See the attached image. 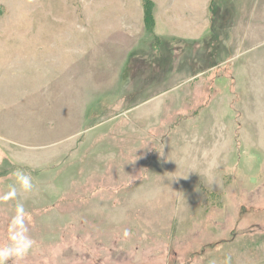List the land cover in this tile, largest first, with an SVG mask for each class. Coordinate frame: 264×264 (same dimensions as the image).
Instances as JSON below:
<instances>
[{
    "label": "rangeland",
    "instance_id": "rangeland-1",
    "mask_svg": "<svg viewBox=\"0 0 264 264\" xmlns=\"http://www.w3.org/2000/svg\"><path fill=\"white\" fill-rule=\"evenodd\" d=\"M0 42L18 264H264V0H0Z\"/></svg>",
    "mask_w": 264,
    "mask_h": 264
},
{
    "label": "clouds",
    "instance_id": "clouds-1",
    "mask_svg": "<svg viewBox=\"0 0 264 264\" xmlns=\"http://www.w3.org/2000/svg\"><path fill=\"white\" fill-rule=\"evenodd\" d=\"M15 182L8 186L2 199L5 201L16 199L18 193H27L33 190V183L30 174L17 170L14 173ZM27 213L24 204L18 202L8 224L7 242L0 245V264H18L32 249L34 241L28 234V224L26 222ZM129 233L125 231L124 235Z\"/></svg>",
    "mask_w": 264,
    "mask_h": 264
},
{
    "label": "crops",
    "instance_id": "crops-1",
    "mask_svg": "<svg viewBox=\"0 0 264 264\" xmlns=\"http://www.w3.org/2000/svg\"><path fill=\"white\" fill-rule=\"evenodd\" d=\"M206 5L204 7H206ZM190 17L193 18V16H190ZM192 20H194V18ZM59 40H61V39H59ZM0 44H1V42H0ZM53 44L54 45L55 44H62V41H59V42L55 41ZM50 49L59 51V52H61L60 54H62V51H63V53L65 52L64 49H63V46L62 47L61 46H58V47L57 46H55V47L52 46V47H50ZM1 52H2V47L0 45V83H1V75L3 76L4 73H5V72L3 73L4 66L6 68H8V73H10V74H13L14 70H16V67H14L13 63H11V62H8V63H6L4 65V63L1 61L2 60ZM27 67L30 68V69H35L36 67L39 68V69L42 68V69H44V71L46 73H48L47 75H58L59 73L62 72L61 69L66 67V64H64L61 61V59L54 60V61L49 60V61L43 62V64L40 63V62L39 63H35V60H34V62H31V63L28 62L27 63ZM55 69H57V70H55ZM10 80H12V79H10ZM10 91H11V87L10 86L5 85V86L2 87V85H0V127H2V128H9L10 125L13 124V116L12 115H15L14 111H16L15 110L16 107L18 108L21 105H23V103L17 105V101L13 98L12 93ZM41 94L42 93H37L36 94L34 92V90H33V92H30L27 95H25V98H26L25 99V101H26L25 105H26V107H28L29 105L34 107L35 100L37 102H39L40 100H43V95H41Z\"/></svg>",
    "mask_w": 264,
    "mask_h": 264
}]
</instances>
